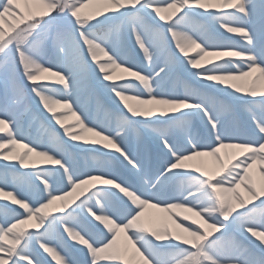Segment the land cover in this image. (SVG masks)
Masks as SVG:
<instances>
[{
    "label": "snow or ice",
    "instance_id": "obj_1",
    "mask_svg": "<svg viewBox=\"0 0 264 264\" xmlns=\"http://www.w3.org/2000/svg\"><path fill=\"white\" fill-rule=\"evenodd\" d=\"M44 2L50 9L46 14L22 24L0 41V120L6 122L7 128L6 132H0V144L5 145L0 151V162H3L0 192L11 193L28 209L19 207L22 210L19 211L6 203L0 204V236H7L14 242L12 245L0 242V264H50L48 257L56 264H123L120 260L97 258L101 252L111 255L120 247H126L140 264H264V238H261L264 236V193L250 195L247 202L229 210L216 200L205 176L181 168L177 163L192 159L196 154L212 153L221 145L246 146L251 151L232 162L222 178L211 181V185L224 188L238 187L254 161L264 164V151L261 150L264 149V93L229 85L221 87L228 90L225 95L230 99L226 100L192 88L176 73L182 60L188 69H202L192 72L196 80L205 84L216 85L213 79L217 77H223L225 84L228 80L244 82L249 78H252L250 81L264 78V30L257 32L246 26L254 15L256 23L264 22V0H255V3L240 0L238 6L223 8L197 0H139L134 6L106 11L87 22L77 16V9L85 0ZM8 4L9 0H0V12H4ZM224 13H234L240 19L219 22ZM129 40L148 71L129 63ZM197 48L209 55H198ZM193 52L195 54L191 55ZM215 53L238 57L235 70L212 72L204 67L210 64V56ZM108 63L118 71L129 69L130 73L143 77V82L134 81L146 90L144 95L136 84L110 83L117 78L106 77L104 66ZM42 69L63 77L59 85L64 88V95L46 97L38 85L30 83L44 78L46 73L35 75ZM93 69L98 79L108 85L105 91L115 102L124 100L127 103L129 97L135 96L136 103L146 100L149 105L167 108L168 115L157 117H168L180 132L183 143L172 142L164 128L144 125L152 129L171 160L158 175L150 171L139 152H129L117 139L120 130L135 129L134 121L150 119H131L128 115L112 113L91 84ZM21 76L24 83L20 81ZM177 87L182 91H177ZM29 92L51 114L55 125L63 130V136L39 113L31 110ZM82 96L97 113H103V118L88 119V103L81 105L79 102ZM241 99L247 102L238 103ZM68 105L76 115L59 118L58 111ZM188 114H195L204 123L200 132L190 130ZM77 116L86 128L85 135L75 139L87 144L88 137H94L92 145L85 147L92 150L118 147L119 151L106 152L116 154L134 179L118 180L110 159L92 165L87 160L79 163L75 160L66 147L64 137L69 141L72 138L64 125L76 120ZM113 128L119 130L113 134ZM136 139L139 140L138 134ZM10 141L27 145L33 154H41L45 163L53 165L58 161L56 173L48 168H30L7 155ZM100 143L103 148L94 146ZM260 172L264 174V168ZM92 176L104 178L98 185L104 186V181H111L119 190L104 186L108 191L96 203L92 202L96 195L92 190L81 196L83 199L79 198V203L54 212L62 215L37 219L36 226L30 227L36 231L11 235L13 226L27 220L30 212L36 213L53 196L62 197L73 185ZM224 176L230 179L226 181ZM248 191L251 193L250 189ZM210 207H215L219 214L210 215ZM148 208L163 213L185 208L199 215L203 221L199 225L186 224L184 221L189 220L175 215L170 221L193 236L195 242L175 235H159L155 229L132 227L145 217ZM101 215L109 217L118 231H110L93 218ZM73 233L79 239L74 238ZM164 245L167 247H162Z\"/></svg>",
    "mask_w": 264,
    "mask_h": 264
},
{
    "label": "bare ground",
    "instance_id": "obj_2",
    "mask_svg": "<svg viewBox=\"0 0 264 264\" xmlns=\"http://www.w3.org/2000/svg\"><path fill=\"white\" fill-rule=\"evenodd\" d=\"M29 1L30 4L24 3L22 0H9V2H12L14 4V8L17 9V11L21 12V16H24V12L26 10L29 9L32 10V8L35 9V7L39 10H43L44 8L47 7L44 0H29ZM138 2L139 0H85V3L82 4L80 7L83 8L85 11H87V14L89 13L103 14L106 11H114L120 7L134 6ZM197 2L205 5L216 4L219 7L223 8V7H227L228 5L238 6L240 0H197ZM253 3H255V0H253ZM238 19L240 18L234 13H224L219 17V22L229 23V22H235ZM246 26L257 32L264 30V22L256 23L255 15L253 16V19L249 21V23ZM226 35H231V34H226ZM230 38H232L233 40L236 39L235 37H230ZM237 43L239 44V41H237ZM129 45L131 47L130 48L131 57L129 63L140 70L148 71V69L144 67V63L140 58V55L137 52L135 46L131 44V40H129ZM240 46L243 47L242 44H240ZM196 51L198 55H209L207 53H203L199 48H197ZM194 54H195L194 52L191 53V55ZM214 56H219V58H221V60L223 61L224 65L221 66L215 65L214 64L215 60L213 59ZM236 59H238V57H233L231 54H226V53L211 54L210 64H205L204 67H209V71L212 72H220L226 70L234 71L235 68L237 67V64L235 63ZM200 70L188 69L187 66L184 64V62L181 60L179 66L176 69V73L179 75L182 81H185L192 88L211 92L213 95H217V96L220 95L219 96L220 98L226 100L230 99L228 96L225 95V93L228 90L221 87H227L229 85H237L240 87H245L251 91L264 93V83H262V81H264V78L262 77H256L252 81H250L252 78H249V81H244V82L238 80H228L226 84L222 82L224 80L223 77H217L213 79V83L218 85L216 86V85L205 84L201 81L196 80L195 74L192 71H200ZM104 72L106 74V77L115 76L117 78L118 75H122V74L125 75V78L123 79L127 81L122 83L123 86H130L131 84H136L137 87L139 88L138 82L134 80H140L141 82H143V77H140L138 73H130L129 69H123L122 71H118V69L114 68L111 65V63H108L104 66ZM41 73H46L44 78H49V80H46V82L56 85L58 92L57 97H61L62 95H64V88L59 85L60 80H62L63 77L60 76L59 73L49 72L47 69H42L36 71L35 75H41ZM255 75L256 74H254V76ZM92 77H94L93 78L94 80L96 81L98 80L97 82L101 86H103L104 89L103 94L109 95L110 98V94H108L105 91L108 85H106L104 82L98 79V74L95 72L94 69L92 72ZM205 79H208V77H205ZM38 82L40 81L38 80L30 81V83L35 85H37ZM110 83H121V82H117V80H113ZM170 84L171 81H169V85ZM179 89L180 88L177 87V91H179ZM216 89L219 90L220 91L219 93L221 94H216L217 93ZM139 91L141 95H144V91L146 90L143 88H139ZM180 91H182V89H180ZM109 100L111 101L112 106L108 105L106 107L112 113L116 114V111L117 112L121 111L125 113V115H128L129 117L131 116L130 117L131 119H138V118L150 119L148 121H144V120L134 121L133 123L135 124V129L126 128L124 130H120L121 135L117 139L124 146H126L129 152H139L142 158L146 160V163L150 171L154 167V169H156V171L154 170V174L158 175L160 171H163V168L166 167L168 163H171V160L168 159L167 154L164 152L158 139H156L155 136L153 135L152 129L146 128L144 127V125L149 124L153 128H156L157 125L165 126L164 129L166 130L172 142L176 144L183 143L180 132L175 126L171 124L170 119L168 117L165 118L157 117L161 115H168L167 108L163 105H149L146 100L141 101L140 103H136L135 101L137 100V97L135 96L129 97L127 99V103H125L124 100H120V101L117 100L115 102L114 98H110ZM79 102L81 105L88 103L87 98L83 96L80 98ZM119 102L121 104L120 106L118 105ZM246 102H247L246 99H241L238 103L242 104ZM169 103H175V102L169 101ZM122 105L124 106V109ZM89 107H91L90 108L91 111L90 112L87 111V116L89 120H91L93 117L96 119L103 118V113L101 112V116L97 115L95 108L92 104L89 105ZM70 109L71 107L60 109L57 113L58 117L64 119L69 115H76L74 112H71ZM177 111H181V109L177 108ZM237 112L239 111L237 110ZM187 120L188 123L192 121L196 123L198 122V120L200 123H203L201 119L195 114H188ZM49 123H51V126L55 128L58 132H60V134L63 136V130L60 129L58 125H55L52 118L49 119ZM191 126H193V124H191ZM64 127L67 129V132L71 138L73 137V135H75L76 137L85 135L86 126L82 125V122L78 119V116L76 120L65 124ZM174 128L176 129V132ZM191 128L193 132L201 131V129H198V127L193 126ZM118 130L119 129L117 128H113V134H115V132ZM87 131H92V129H87ZM137 134L139 135V140L136 139ZM99 135H100L99 133L96 134L97 137H99ZM88 138H89V142L86 144L83 140H77L72 138L71 141H69L67 140V137H64V139L67 141V149L69 153H71L72 155V153L77 152V154H80V156L82 157L77 162L79 163L82 160H87L89 165L98 162L101 158H103V160L110 159L113 165V174L117 177L118 180L123 179L122 171L119 168L121 163L119 161L120 158L114 153L106 152V151H119V148L117 147L110 150L88 149L85 147L91 146L92 140L95 139L94 137H90V136ZM105 139H107V137H105ZM9 144H10L9 150H11V148L14 147L18 149L19 153H21L19 159L21 163L26 165L28 161L33 160L35 163L34 168H37V170L42 168H48L52 171L53 174L56 173L55 168L58 167L56 166L59 163L58 161L53 165L45 163L41 159V154H33V150L28 149L27 145H21L18 142L13 143V141H10ZM94 146L103 148L102 143ZM261 150L264 151V149ZM249 151H251V149L243 145H221L218 150H215L212 153L196 154L194 157L199 156L198 162L195 161L194 159H184L182 163L180 161H178L177 163L180 165L181 168L192 169L200 172L201 175L205 176L208 184L212 187V191L216 197V200L219 201L221 204L225 205L229 210H231L232 208H234L235 205L238 204L242 205L243 203L247 202V200L250 198V195H259L261 193H264V174H261L260 172V169L264 168V164L254 161L253 166H250L251 170L246 173L245 177L242 178L240 185L236 188L229 189V188H224L221 185H211V181L217 178H222L223 173L229 168L232 162H234L235 160L239 159L242 156L247 155ZM6 154L7 155L11 154L10 156L12 157V153L10 151L9 153ZM98 154H100L102 157L99 156ZM122 164L126 166L123 163V161ZM18 170L19 169H16V171ZM54 177L55 176L53 175V178ZM103 179H104L103 177H99V176L89 177L88 180L81 181L79 185H73L71 191L66 192L62 197L53 196L49 200L48 204L46 206H42V208L38 209L37 212L39 210L51 206L52 203H55L58 206L59 203H64L65 201H67L69 197H71L78 189L83 187L86 183L92 181L101 182L103 181ZM223 179L227 181L230 178L228 176H224ZM104 186L117 187L119 190V186L112 184L111 181H104ZM249 189L251 190V193H249L248 191ZM89 192L86 191L85 194L87 195V193ZM97 196L98 194L93 196V201H92L93 203L97 202L96 200ZM0 198L2 200L1 202L8 204L10 207H15L16 209H19V207H21L24 208L25 211H28L26 206L23 205L21 202L15 200V198L12 196L11 193L0 192ZM11 203L15 205H12ZM37 212L36 213L30 212L28 219L24 221H20L18 224L14 225L13 228L10 230V233L22 234L27 230L34 231L35 229L30 227L36 226L35 222L37 219L35 220V218L38 217ZM211 212H214L215 216L219 214L218 210L215 207L209 208V214ZM167 213L189 220V221H184V223L186 224L192 222L194 224L199 225L203 222L202 218L190 209L173 208L163 213L158 211L157 209L148 208L145 210V217L139 220L132 227L138 229L148 227V229H155L160 235H175L182 239H190L193 240V242H195L193 236L181 231L178 225H175L170 222L171 217H169L168 216L169 214L167 215ZM93 218L96 219L99 223L103 224L110 231L113 232L118 231V227L112 222V220L109 217L101 215L99 217H93ZM192 226L196 227V225H192ZM72 235L74 238L79 239L77 234L73 233ZM261 238H264V236H262ZM11 241L12 240H10L7 236H0V242L11 245ZM44 255L46 256L47 254ZM48 258L49 261L53 262L51 260V257ZM97 258L99 260H120L123 261V264H140V262L132 256V254L129 252V250L126 247H120L115 253L111 255L101 252ZM102 264H104V262H102Z\"/></svg>",
    "mask_w": 264,
    "mask_h": 264
},
{
    "label": "rangeland",
    "instance_id": "obj_3",
    "mask_svg": "<svg viewBox=\"0 0 264 264\" xmlns=\"http://www.w3.org/2000/svg\"><path fill=\"white\" fill-rule=\"evenodd\" d=\"M24 3H28L30 4L29 0H22ZM36 2V1H35ZM130 2V1H129ZM34 4V3H33ZM50 9L48 8V6L46 8H44L43 10H39L35 7L32 8V10H26L24 12V16H21V12L17 11V9L14 8V4L12 2H9L8 7L5 9L4 12H0V41L6 39L7 36H9L13 31H15L17 28H19L22 24H26L29 21L33 20L36 16L38 15H44L46 14ZM77 16L79 17V19H81L84 22H87V20L90 19H94L96 16L98 15H102V14H87V11H85L83 8H79L77 9ZM222 35V34H221ZM227 39H232L230 37H226ZM233 40V39H232ZM215 57V56H214ZM215 65H224L223 61L221 60V58L217 61H214ZM94 78V77H93ZM91 76V84L92 86L96 89V91L99 93V95L101 96L102 100L105 103V106H112L111 101L109 100V95H105L103 94V86H101L96 80H94ZM123 78H125V75H118L117 76V82H121L124 83L127 80H124ZM119 79V80H118ZM46 80H49V78H42V80L40 82L37 83V85L40 87V90L42 92V94L46 97H55V98H59L57 97L58 92H57V88L55 84H51L49 82H46ZM20 81L21 83H24V79L23 76L20 77ZM126 84V83H125ZM25 87H27V85L25 84ZM181 89V88H180ZM215 92V91H214ZM213 92V93H214ZM216 94H221L219 93L220 91L216 89ZM29 97H30V108L32 111H36L37 113H39L45 120H47L49 122V119H51V114L47 113L46 110L43 109V107L41 105H39V101L38 99H36L31 92H29ZM215 94V93H214ZM220 96V95H219ZM238 110V109H237ZM88 112H90L91 110L88 108L87 110ZM97 113V112H96ZM116 114L118 115H125V113L121 112V111H116ZM239 114V113H238ZM97 115L101 116V113H97ZM194 126L193 121L191 122ZM191 123H188L189 128L191 129ZM196 126L197 123H195ZM156 128H165V126H158ZM199 128V127H198ZM175 129V128H174ZM7 128H6V122L5 121H1L0 120V132H6ZM35 129H33V132L35 133ZM176 132V129H175ZM178 134V133H177ZM2 135V134H0ZM15 141H13L14 143ZM17 143V142H16ZM83 144V143H81ZM5 145L0 144V151H2L4 149ZM66 147H67V142H66ZM12 153V157L16 160L20 159V154L18 152L17 148L12 147L11 150H9ZM9 153V152H8ZM11 155V154H10ZM73 157L75 158L76 161H79L80 158H82L80 156V154H77V152L72 153ZM99 156H101L100 154H98ZM98 157V156H97ZM102 157V156H101ZM192 159H194L195 161L198 162L199 160V156L193 157ZM101 161H103V158H101ZM119 161H121L119 159ZM122 162V161H121ZM9 163H15V161H9ZM27 166H30V168H34L35 167V163L33 160L28 161V163L26 164ZM3 167V162H0V168ZM10 167H15V166H10ZM127 167V166H126ZM16 170V169H15ZM31 170V169H29ZM19 171V170H18ZM21 171H26V170H21ZM55 178V177H54ZM96 185V186H95ZM93 186V187H92ZM95 187H104V186H100L98 185V182H89L86 183L83 187H81L80 189H78L71 197H69V199L67 201H65L64 203H59L58 206L55 203H52L51 206L46 207L42 210H39L37 212L38 217L35 218L36 219H44L47 218L50 215H62V213H54L57 211H62L64 208L71 206L72 204H74L75 202L78 203L79 198L83 199V195H86V191H90V189H93ZM109 187V186H108ZM53 188H55V185H53ZM97 199V198H96ZM1 198H0V204H5L3 202H1ZM98 201V199H97ZM75 205H73L74 207ZM10 207V206H9ZM19 211H21L20 209H17ZM169 213H167L168 215ZM210 215L215 216L214 212H211ZM169 217H172L173 214H169ZM37 221V220H36ZM36 223V222H35ZM148 228V227H145ZM36 231V229L34 230ZM13 237L19 235V234H11ZM66 236V234H65ZM70 243H73L69 240ZM14 242L11 241V245ZM167 246V245H166ZM49 259V258H48ZM50 264H56V262H51Z\"/></svg>",
    "mask_w": 264,
    "mask_h": 264
},
{
    "label": "clouds",
    "instance_id": "obj_4",
    "mask_svg": "<svg viewBox=\"0 0 264 264\" xmlns=\"http://www.w3.org/2000/svg\"><path fill=\"white\" fill-rule=\"evenodd\" d=\"M77 14H79V13H77ZM262 83H264V81H262ZM118 96H119V93L117 94ZM68 107L70 108L71 107V105H68ZM78 119H79V117H78ZM73 139H75L76 138V136L75 135H73V137H72ZM159 234V233H158ZM160 235V234H159Z\"/></svg>",
    "mask_w": 264,
    "mask_h": 264
}]
</instances>
